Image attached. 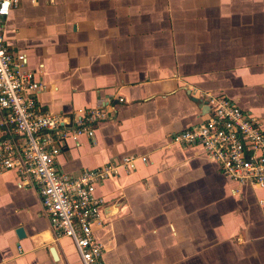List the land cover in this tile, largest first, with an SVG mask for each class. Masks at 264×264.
Segmentation results:
<instances>
[{
	"label": "crops",
	"instance_id": "crops-1",
	"mask_svg": "<svg viewBox=\"0 0 264 264\" xmlns=\"http://www.w3.org/2000/svg\"><path fill=\"white\" fill-rule=\"evenodd\" d=\"M2 23L45 108L105 113L92 136L67 139L64 172L137 157L96 186L104 264H264V188L170 138L200 119L199 92L264 129V0H19ZM0 264H82L13 170L0 173Z\"/></svg>",
	"mask_w": 264,
	"mask_h": 264
},
{
	"label": "built area",
	"instance_id": "built-area-1",
	"mask_svg": "<svg viewBox=\"0 0 264 264\" xmlns=\"http://www.w3.org/2000/svg\"><path fill=\"white\" fill-rule=\"evenodd\" d=\"M18 1L0 0V173L13 170L20 183L37 190L55 232L72 240L82 264H104V246L93 232L103 224L105 208L96 186L120 166L133 167L137 157L128 155L77 175L59 167L57 157L67 139L80 133L92 136L105 113L101 107L55 113L41 104L42 80L27 67L26 54L9 48L4 37L2 19ZM197 99L200 119L174 133L171 141L198 147L228 180L264 188V129L258 119L222 94L199 92Z\"/></svg>",
	"mask_w": 264,
	"mask_h": 264
},
{
	"label": "water",
	"instance_id": "water-1",
	"mask_svg": "<svg viewBox=\"0 0 264 264\" xmlns=\"http://www.w3.org/2000/svg\"><path fill=\"white\" fill-rule=\"evenodd\" d=\"M195 100L199 101V99H197V98H195ZM205 109H206V107L203 108V111ZM16 233H17L18 237H22L25 234L24 231H23V228L21 226L17 228Z\"/></svg>",
	"mask_w": 264,
	"mask_h": 264
},
{
	"label": "rangeland",
	"instance_id": "rangeland-1",
	"mask_svg": "<svg viewBox=\"0 0 264 264\" xmlns=\"http://www.w3.org/2000/svg\"><path fill=\"white\" fill-rule=\"evenodd\" d=\"M202 93H204V92H202ZM222 95H224V96H227V95H225V94H222ZM228 97V96H227ZM171 138V137H170ZM255 199V201L254 202H256L257 203V205H258V197L256 196V198H254ZM259 205H261V204H259Z\"/></svg>",
	"mask_w": 264,
	"mask_h": 264
}]
</instances>
